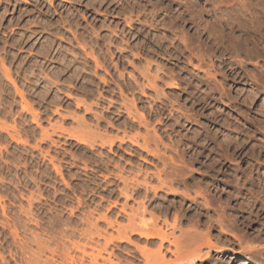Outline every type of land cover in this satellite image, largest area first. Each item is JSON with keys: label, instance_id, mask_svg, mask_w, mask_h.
I'll list each match as a JSON object with an SVG mask.
<instances>
[{"label": "rangeland", "instance_id": "rangeland-1", "mask_svg": "<svg viewBox=\"0 0 264 264\" xmlns=\"http://www.w3.org/2000/svg\"><path fill=\"white\" fill-rule=\"evenodd\" d=\"M238 13L243 20L246 14L247 23L241 20L236 29L228 17L234 18ZM217 17L223 21L221 24ZM213 22L220 28L212 26ZM263 22L264 0H0V264H27L42 255L37 241L54 249L53 239L59 237L58 241L63 243L60 249H69L71 256L81 255L71 246L75 242L97 257L98 264L106 263L101 257L107 259L109 253L113 254V262L147 264L136 245L153 252L158 249L159 241L152 243L153 246L139 236H130V242L115 240L106 246L102 237L94 236L90 241L86 234L99 220L95 224L102 230L108 229L107 237L109 234L116 237L100 216H107L115 225L116 222L127 225L132 207L137 208L135 200L141 199L147 200L143 220H152L151 215H154L158 229L168 233L171 230L175 238L184 241L186 236L182 232L193 227L200 238L195 237L197 240L193 242L197 244L193 243L192 248H199L203 256L195 264H264ZM207 29L222 32L209 33ZM220 32L229 37L235 35L233 42L239 39L235 44L232 40L226 43L229 52L217 47L214 41ZM249 41L251 44L247 43ZM194 46L201 48L202 57ZM231 53L233 58H230ZM146 63L151 64L150 76H158L157 90L162 89L163 95L146 87L147 80L139 73L148 66ZM132 99L137 106L131 110L136 111L137 107L150 122L156 118L155 123L149 122L155 124L150 130L145 132L143 126L131 128L126 127L131 124H123L127 119L130 122L125 111L132 108L127 105H133ZM160 100L165 101V106ZM149 104L151 107H147ZM160 107L168 108H164L161 118L151 113ZM147 112L150 116H146ZM172 113L174 116L169 117ZM99 116L103 120L101 117L98 120ZM109 118L115 123L113 126L122 124L120 129L116 126L107 130ZM98 123L105 126L96 128ZM98 130L116 137L123 136V132L137 135L140 144L144 135L154 139L159 136L155 139L157 143L153 141L155 145L149 142V150L159 145L161 151L158 152V148L155 151L161 152L164 158L173 157L178 161L182 157L184 165L174 161L171 165L176 168L171 166L167 172L179 169L175 174H182L183 180L175 176L173 186L168 185L172 191L159 186L156 196L151 192L148 198L128 200L127 213H130L122 214L120 207L126 200L118 197V190L124 187L115 176L122 172L125 177L130 171L128 179H132L143 174L136 175L139 170L152 175L163 166L156 156L139 146H130L129 142L127 145L117 142L110 150L97 142L92 149L75 140L77 137L92 143L91 137ZM103 162L105 165L101 164ZM131 169L136 170L135 174ZM142 177L144 174L139 175L140 180ZM162 179H165L163 174ZM149 182L155 187L159 185L156 179ZM114 204L118 205L114 208ZM29 209L38 216L33 213L35 217H31L26 211ZM176 216L178 229L166 230L163 221L171 225ZM30 218L39 220L38 224ZM174 236L170 239L174 240ZM169 246L165 243L164 253L166 260H171L169 264H174L176 256L166 250H174V247ZM49 252L41 256L46 255L43 260L51 257ZM31 254L36 256L29 258ZM84 262L89 264L88 258Z\"/></svg>", "mask_w": 264, "mask_h": 264}, {"label": "bare ground", "instance_id": "bare-ground-1", "mask_svg": "<svg viewBox=\"0 0 264 264\" xmlns=\"http://www.w3.org/2000/svg\"><path fill=\"white\" fill-rule=\"evenodd\" d=\"M188 3V2H187ZM189 4V3H188ZM160 5V4H159ZM191 5V4H190ZM157 6V5H156ZM190 7V6H189ZM154 8V7H153ZM186 8H187V6H186ZM214 8V7H213ZM217 8V7H216ZM219 8V7H218ZM155 9H157V8H155ZM191 9V8H190ZM215 9V8H214ZM165 10V9H164ZM189 10V9H188ZM187 10V11H188ZM238 10V9H237ZM240 10V9H239ZM243 10V9H242ZM155 11V10H154ZM186 11V12H187ZM190 11V10H189ZM191 12V11H190ZM244 12V11H243ZM150 13H152V12H150ZM194 13V12H193ZM227 13V12H226ZM231 13V12H230ZM234 13H235V11H234ZM237 13V12H236ZM240 13H241V11H240ZM232 14V13H231ZM245 14V13H244ZM200 15V14H199ZM225 15V14H224ZM228 15H230V14H228ZM238 15H240L239 13L237 14V16H235L234 18L233 17H231V18H229L228 17V19H231L232 21L231 22H234L233 23V25L234 26H232L233 28H236L239 24H240V21L241 20H243L240 16H238ZM242 15V14H241ZM222 16V15H221ZM220 16V17H221ZM233 16H234V14H233ZM243 16H245V19L243 20L244 22H246V14L245 15H243ZM242 16V17H243ZM146 17V16H145ZM223 17V16H222ZM221 17V18H222ZM225 17V16H224ZM256 17V16H255ZM153 18H154V15H153ZM219 17H217V19H218ZM227 18V17H226ZM252 18V17H251ZM254 18V17H253ZM156 19V18H155ZM224 19V18H223ZM228 19H227V21H228ZM255 19V18H254ZM216 20V19H215ZM214 20V22H217V21H215ZM219 20H220V18H219ZM225 20V19H224ZM251 21H252V19H250ZM250 20H248V21H250ZM125 21V20H124ZM127 21V20H126ZM254 21V20H253ZM259 21V20H258ZM257 21V22H258ZM128 22H130V21H128ZM161 22V21H160ZM163 22V21H162ZM214 22H213V24H212V26L214 25ZM223 22V21H222ZM221 22V20H220V24L222 23ZM224 22H226V21H224ZM229 22V21H228ZM230 22V23H231ZM256 22V23H257ZM260 22V21H259ZM159 23V22H158ZM247 23V22H246ZM254 23V22H253ZM264 23V22H263ZM117 24V23H116ZM146 24H148L147 22H146ZM155 24V23H154ZM160 24V23H159ZM171 24H172V22H171ZM173 24H174V22H173ZM215 24H217V23H215ZM258 24V23H257ZM260 25H261V23H259ZM128 25V24H127ZM131 25V24H130ZM150 25V23L148 24V26ZM156 25H157V22H156ZM164 25V24H163ZM218 25V24H217ZM232 24H230V25H227V26H231ZM242 25V24H241ZM240 25V26H241ZM246 25V24H245ZM250 25V24H249ZM260 25H256V27L257 26H260ZM117 25H115L114 27L115 28H117L116 27ZM151 26V25H150ZM154 26V25H153ZM166 25H164V27H165ZM215 26V25H214ZM128 27V26H127ZM168 27H170V26H168ZM172 27V26H171ZM215 27H217V26H215ZM226 27V26H225ZM224 27V28H225ZM239 27V26H238ZM238 27L236 28V29H238ZM243 27V26H242ZM250 27V26H249ZM252 27V26H251ZM250 27V29L249 30H252V28ZM261 27H263V25H261ZM260 27V28H261ZM119 28V27H118ZM151 28H154V27H151ZM155 28H157V27H155ZM175 28V27H174ZM210 28V27H209ZM213 29H214V27H212ZM212 28H210V29H212ZM218 28V27H217ZM220 28V27H219ZM218 28V29H219ZM222 28V27H221ZM241 28V27H240ZM245 28V27H244ZM158 29V28H157ZM210 29H207V32H209V33H214V31H215V33H218L219 31L218 30H210ZM230 29H232L231 27H230ZM245 29H247V27L245 28ZM115 30H117L118 31V29H115ZM224 30V29H223ZM240 30H242V28L240 29ZM239 30V31H240ZM244 30V29H243ZM256 31V28L255 29H253V31ZM261 30V29H260ZM259 30V32H261ZM114 31V30H113ZM124 31V30H123ZM122 31V32H123ZM175 31V30H174ZM197 31V30H196ZM233 31H235V29L233 30ZM232 31V32H233ZM236 31H238V30H236ZM252 31V32H253ZM221 32H222V30H221ZM219 33L220 35H219V37L218 38H216V39H214V41L216 40V42H217V47L219 46V48L220 49H224L225 51H227V52H229V46H228V44H226V43H231L230 41L233 39L232 37L233 36H235V35H231L232 33L231 32H229V34L232 36V37H229L227 34L225 35V36H228V37H225L224 35H223V33ZM115 33H116V31H115ZM170 33H174V32H171L170 31ZM247 34L249 33V32H246ZM264 33V32H263ZM121 34V33H120ZM124 34V33H123ZM126 34V33H125ZM129 34V33H128ZM140 34V33H139ZM185 34V33H184ZM223 36H222V35ZM234 34H235V32H234ZM260 34V33H259ZM130 35V34H129ZM149 35V34H148ZM175 35V34H174ZM199 34H197V36H198ZM201 35V34H200ZM253 35V34H252ZM255 35H256V33H255ZM115 36V35H114ZM119 36V35H118ZM117 36V37H118ZM123 36V35H122ZM121 36V37H122ZM163 36V35H162ZM177 36H179V35H177ZM208 36V35H207ZM216 36H217V34H216ZM258 36V35H257ZM261 36V35H260ZM120 37V36H119ZM124 37V36H123ZM167 37V36H166ZM165 37V38H166ZM175 37H176V35H175ZM180 37V36H179ZM201 37V36H200ZM210 37H212V36H210ZM210 37H208V38H210ZM213 37H214V34H213ZM239 37V36H238ZM241 37V36H240ZM245 37V36H244ZM259 37V36H258ZM178 38V37H177ZM185 38V37H184ZM255 38V37H254ZM261 38H262V36H261ZM263 38H264V34H263ZM116 39V38H115ZM119 39V38H118ZM156 39V38H155ZM161 39H164V38H162L161 37ZM161 39H159L160 41H163V40H161ZM180 39V38H179ZM190 39V38H189ZM193 39V38H192ZM213 39V38H212ZM235 39V38H234ZM238 39V38H237ZM237 39H236V41L235 42H233V40H232V42L235 44V43H237L238 41H237ZM247 39H249V38H247ZM252 38H250V40H251ZM121 40V39H120ZM158 40V41H159ZM178 40V39H177ZM181 40H182V38H181ZM180 40V41H181ZM184 40V39H183ZM187 40H188V38H187ZM186 40V42H188ZM198 40V39H197ZM239 40V39H238ZM245 40V39H244ZM243 40V44L246 42V40L244 41ZM253 40V39H252ZM252 40H251V42H252ZM256 39H254V41H255ZM257 40H258V38H257ZM263 40V39H262ZM122 41V40H121ZM165 41V40H164ZM166 41H169V39H167ZM185 41V40H184ZM194 41V40H193ZM182 42V41H181ZM180 42V43H181ZM195 42V41H194ZM212 42V41H211ZM215 42V43H216ZM240 42V41H239ZM118 43V42H117ZM158 43H160V42H158ZM169 43H171V41L169 42ZM199 43V42H198ZM212 43H214V42H212ZM214 43V45L213 44H211V45H213V46H215L216 44ZM232 43V44H233ZM247 43H250V41L249 42H247ZM247 43L245 44L246 46H247ZM259 42H257V43H253L254 44V46H255V44H258ZM119 44V43H118ZM118 44H117V46H118ZM161 44V43H160ZM163 44V43H162ZM173 44V43H172ZM182 44H185L184 42L182 43ZM226 44V45H225ZM239 44V43H238ZM251 44V43H250ZM231 45V44H230ZM237 45V44H236ZM170 46V45H169ZM181 46V45H180ZM183 46V45H182ZM185 46H187V43H186V45ZM184 46V47H185ZM189 46H190V44H189ZM200 46V45H199ZM199 46H198V48H196L195 46V48L198 50L199 49V52H200V49L201 48H199ZM208 46V45H207ZM242 46H244V45H242ZM252 46V45H251ZM257 46V45H256ZM171 47H172V45H171ZM176 47V46H175ZM193 47V44L191 45V48ZM201 47V46H200ZM211 46H209V48H210ZM233 46H231L230 48H232ZM116 48V47H115ZM178 48H179V45H178ZM190 48V47H189ZM219 48H217L218 50H219ZM242 48V47H241ZM119 49V48H118ZM193 49V48H192ZM208 49V48H207ZM233 49V48H232ZM252 49V48H251ZM123 52H124V50L123 49H121ZM185 50H189L188 49V47L186 48L185 47ZM194 50V49H193ZM202 50H204V48H202ZM201 50V51H202ZM206 50V49H205ZM210 50V49H209ZM209 50H207V53L210 55V51ZM214 49H212V51H213ZM176 51H178L177 49H176ZM180 51V50H179ZM184 51V50H183ZM210 53H209V52ZM233 51V50H232ZM244 51V50H243ZM243 51H241V52H243ZM246 51V50H245ZM244 51V52H245ZM248 52H249V48H248V50H247ZM121 52V51H120ZM181 52V51H180ZM197 51H195L194 50V54L196 53ZM198 52V54L200 55V54H202V52H200L199 53ZM205 52V51H204ZM215 52H216V50H215ZM218 52V51H217ZM222 52V51H221ZM220 51H219V53H221ZM224 52V51H223ZM231 52V51H230ZM240 52V54H242ZM214 53V52H213ZM233 54H238L237 53V51H236V53L233 51L232 52ZM232 53H231V57L230 58H233L234 57V55H233V57H232ZM191 54H192V52H191ZM190 54V55H191ZM197 54V53H196ZM195 54V55H196ZM207 54V55H208ZM223 54V53H222ZM194 55V56H195ZM208 55V56H209ZM224 55L225 54H223L222 56L224 57ZM239 55V54H238ZM193 56V55H192ZM213 56V55H212ZM198 57V56H197ZM200 57H202L201 55H200ZM199 57V58H200ZM211 57V56H210ZM235 57H237V56H235ZM228 59H229V57H228ZM209 60V59H208ZM234 60V59H233ZM235 62H236V60H234ZM118 62V61H117ZM149 63V62H148ZM223 63H224V61H223ZM231 63H232V60H231ZM239 63H241V62H239ZM239 63H238V65H239ZM131 64H133V63H131ZM226 64V63H225ZM148 64L146 63V66H147ZM151 65V64H150ZM150 65H148L147 67H145V68H143V67H141V68H143V71L141 72L140 70V75H141V73L144 75V77L143 78H146V80H147V84L145 83V85H146V87L148 86V89L150 88V89H152V92H153V90H155V91H158V92H160V93H162L161 95H163V92H162V89L160 90V89H158L157 90V88H159V87H157L156 86V80H158L159 78H158V76H155L154 77V74H153V77H151L152 75V73H149V71H150ZM220 65V64H219ZM232 65H234L233 63H232ZM129 66V65H128ZM135 65H133V67H134ZM214 66V65H213ZM161 67V66H160ZM222 67V66H221ZM221 67H218V69H220ZM136 68L137 67H135V70H136ZM159 68V66L157 65V69ZM161 68H163V67H161ZM156 69V68H155ZM154 69V70H155ZM157 69H156V71H157ZM164 69V68H163ZM209 69V68H208ZM212 69V68H211ZM214 69V68H213ZM215 69H217L216 67H215ZM214 69V70H215ZM137 70H138V68H137ZM165 70V69H164ZM169 70V69H168ZM167 70V71H168ZM152 71V70H151ZM160 70L158 69V72H159ZM209 71V70H208ZM222 71V70H221ZM224 71V70H223ZM155 72V71H154ZM158 72H157V74H158ZM211 72V71H210ZM218 72V71H217ZM156 73V72H155ZM221 73V72H220ZM210 74V73H209ZM123 75V74H122ZM142 75V76H143ZM151 75V76H150ZM156 75V74H155ZM208 75V74H207ZM213 75V72L211 73V76ZM132 76V75H131ZM141 76V77H142ZM210 76V75H209ZM210 76V77H211ZM215 76V75H214ZM213 76V77H214ZM132 77H134L135 78V76H132ZM134 78H133V80H134ZM158 78V79H157ZM162 78V77H161ZM173 78V77H172ZM136 79V78H135ZM145 80V79H144ZM165 81V80H164ZM135 82L137 83V80H135ZM171 82H172V80H171ZM139 83V82H138ZM137 83V84H138ZM167 83V82H166ZM173 84H174V82H172ZM172 83H170V84H172ZM137 84H136V86H137ZM170 84H165V85H170ZM176 84V83H175ZM130 85H132V84H130ZM129 86V85H128ZM135 86V88H137ZM139 86H141V84H139ZM144 86V85H143ZM172 87H173V85H171ZM175 86V85H174ZM129 88H130V86H129ZM128 88V89H129ZM132 88H133V86H132ZM139 88V87H138ZM131 89V88H130ZM149 89V90H150ZM121 90V89H120ZM119 90V91H120ZM133 90H135L134 88L132 89V91ZM143 90V89H142ZM145 90V89H144ZM151 91V90H150ZM154 91V92H155ZM223 91V90H222ZM110 92V91H109ZM141 92H143L144 93V95L145 94H147V93H145L144 91H141ZM157 92V93H158ZM111 93V92H110ZM123 93H125V92H123ZM122 93V94H123ZM133 93V92H132ZM156 93V92H155ZM142 94V93H141ZM115 95V94H114ZM120 95H121V93H120ZM132 95V94H131ZM165 95V94H164ZM225 95V94H224ZM124 96H125V94H124ZM135 96H136V94H135ZM155 96H158V95H156L155 94ZM123 96L121 95V98H122ZM142 97H143V95H142ZM161 97V96H160ZM166 97V96H165ZM132 98H133V96H132ZM146 98H147V96H146ZM164 98V97H163ZM137 99V98H136ZM139 99H140V97H139ZM138 99V100H139ZM158 99V98H157ZM160 99V98H159ZM165 99V98H164ZM214 99V98H213ZM124 100V99H123ZM133 100V101H132ZM131 101H132V103L131 104H133V105H130V104H127L129 107L131 106L132 108H126V113H127V115L128 116H126V117H128V118H130V122L128 121V119H127V122H125L126 121V119H125V121H123V122H125V123H123L122 121V123L123 124H125V125H129V124H131L130 126H126V127H141V126H143V128H145V132L147 131L146 129H149L150 130V128H151V126H154L155 124H150L153 120H156V118H154L151 122L149 121V120H151V119H149L148 121H147V119H146V117H145V113H139L140 111H138V109H137V107H136V111H134V110H131V109H134L135 108V106H137V105H134V104H136V103H134L135 102V100L134 99H132ZM126 101H128V99H126ZM137 101V100H136ZM161 102H160V104H165V103H163V102H165V101H162V100H160ZM115 102V101H114ZM124 102V101H123ZM159 102V101H158ZM124 103H126V102H124ZM123 103V105L125 106L126 104H124ZM172 103V102H171ZM111 104H113V103H111ZM145 104V103H144ZM127 105L125 106V107H127ZM157 105V104H156ZM166 105H168L167 103H166ZM86 106V105H85ZM111 106V105H110ZM120 106L122 107V104H120ZM153 106V105H152ZM165 106V105H164ZM109 107V106H108ZM125 107H124V110H125ZM134 107V108H133ZM147 107H151L150 106V104L147 106ZM168 107V106H167ZM170 107V106H169ZM123 108V107H122ZM155 108V107H154ZM165 108V107H164ZM163 107H160V108H156V110L154 109L151 113H153V115H155V116H157V117H160L161 118V116H162V114L164 113V110L165 109H168V108H165L164 109ZM89 109V108H88ZM120 109V108H119ZM153 109V108H152ZM26 110V109H25ZM92 110V109H91ZM121 110V109H120ZM144 110L146 111V109H145V106H144ZM149 110V109H148ZM181 110H182V108H181ZM180 110V111H181ZM109 111V110H108ZM122 111V110H121ZM132 111H134L135 113H133ZM144 111V112H145ZM110 112H112V111H110ZM116 112H117V110H116ZM163 112V113H162ZM173 112V111H172ZM181 112H183V110L181 111ZM119 113V112H118ZM137 113V114H136ZM150 113V114H151ZM171 113V112H170ZM187 113V112H186ZM113 114V113H112ZM149 114V112H147V115L146 116H150V114ZM182 114V113H181ZM108 115V114H107ZM137 115H139V116H137ZM183 115H186V114H184L183 113ZM182 115V116H183ZM189 115V114H188ZM187 115V116H188ZM98 115H96V117H97ZM105 116V115H104ZM118 116H119V114H118ZM121 116V115H120ZM154 116V117H155ZM171 116H174L173 115V113L169 116V117H171ZM191 116V115H190ZM37 117V116H36ZM95 117V118H96ZM100 117L101 116H99V118H98V120L100 119ZM114 117V116H113ZM184 117V116H183ZM94 118V119H95ZM102 118V117H101ZM163 118H165V117H163ZM162 118V119H163ZM174 118V117H173ZM172 118V119H173ZM179 118V117H178ZM186 118V117H185ZM188 118L189 117H187L186 119L188 120ZM82 119V118H81ZM105 119V118H104ZM110 119V118H109ZM162 119H159V121H162ZM190 119V118H189ZM79 121H80V119H78ZM83 120L84 119H82L81 121L83 122ZM97 120V121H98ZM102 120H103V118H102ZM114 120V119H113ZM175 120V119H174ZM85 121V120H84ZM101 121V120H100ZM108 121H110V122H106V129L107 130H110L109 128H113V127H116V126H113L114 124H112L113 123V121L110 119V120H108ZM112 122V123H111ZM150 122V123H149ZM154 123L156 122V121H153ZM178 122V121H177ZM84 123V122H83ZM119 123V122H118ZM160 124H161V122H159ZM158 123V121H157V124H159ZM162 123H163V121H162ZM164 123H165V121H164ZM85 124V123H84ZM177 124V123H176ZM97 125V124H96ZM102 125H103V123H102ZM162 125V124H161ZM1 126H2V124H1ZM4 126V125H3ZM1 127V128H4L5 129V126L4 127ZM101 126V124L100 123H98V126H96V128L97 127H100ZM103 126H105V125H103ZM103 126H101V127H103ZM120 126H122V124L120 125ZM120 126H117L118 128L120 127ZM124 127V126H123ZM122 127V128H123ZM150 127V128H149ZM157 127V126H156ZM117 128V129H118ZM121 128V129H122ZM152 128H154V127H152ZM14 129H15V127H14ZM99 129V128H98ZM103 129H105V127L103 128ZM120 129V128H119ZM118 129V130H119ZM129 129V128H128ZM136 129H138V128H136ZM140 129V128H139ZM95 130H97V129H95ZM118 130H117V132H118ZM123 130V129H122ZM132 130V129H131ZM99 131V130H98ZM94 132V133H96L95 135H94V137H91V138H93L92 140V143H90V141H88L87 142V140H81V139H79V138H77V137H75L76 139L75 140H77L79 143H82V144H88L89 146H90V148H94L95 147V143L97 142L98 143V145L101 147V146H105V147H109V148H111L110 150H112V148H113V146H116L115 145V143H117V142H119V143H121V144H126V143H130L129 145L131 146V144L132 145H136L137 147L139 146V148H141V149H143V150H145V151H147L148 153H151V155L153 154L154 156H156V158H158L157 160H160L161 161V163H162V165L161 166H163V169H160L159 171H157V172H155L154 174H149V172L147 173V171L145 172H143V171H141V170H139L138 168V170H139V172H137L136 173V175L137 174H139L140 172H142L143 174H144V177H142V180H140L139 179V175H143V174H139L138 176H134L135 178H132V177H130V178H132V179H128V174L129 173H131L130 171L128 172V174H127V172H126V176L124 177L123 175L124 174H122V172H121V175L120 174H118V176H115L116 177V180L117 181H119L120 183H122V185H123V187L124 188H121V189H119L118 191L120 192V196H118L119 198L122 196V197H124L125 198V200H126V202H124L125 204H122L121 205V207H120V212L122 213V214H129V213H127V206H128V200H132L133 198H148V195L149 194H151V192L153 193H155L154 195L156 196V193H157V191L159 190V188L161 187V189L163 188H166L167 189V187H168V185L169 184H172L171 185V187L173 186V183L172 182H175L174 180L179 176H177L175 173L179 170L178 168V170L177 169H175V170H177V171H172V170H170V171H172V172H167V171H169V170H167L168 168H170V169H172L171 168V164L172 163H174V161H175V158H174V160L170 157H168L169 159H167V157L166 158H164V156H162L160 153H157L156 151H155V149H157L158 147H159V145H156L155 147H157V148H155V149H152V151L151 150H149V142H152V144H156L157 142H156V140L159 138V136H158V138H151V137H144V136H142L143 137V144H140L139 143V141H138V139H137V135H135V136H130V135H128V133H125L126 132V129H125V132H123L124 134H123V136H121V137H118V135H117V137H116V135L115 136H110V134H103V132L101 133L100 131L99 132ZM105 131V130H104ZM113 131H114V129H113ZM135 131V130H134ZM107 132H110V131H107ZM119 132H121V130H119ZM129 132V131H128ZM132 132V131H131ZM137 132V131H136ZM130 133V132H129ZM149 133H151L152 134V132H149L148 131V133L147 134H149ZM136 134H138V133H136ZM151 134H149V136H152ZM109 135V136H108ZM131 135H132V133H131ZM154 135L155 136H157V132H154ZM141 136H139L140 138H141ZM114 137V138H113ZM139 138V139H140ZM44 139V138H43ZM142 139V138H141ZM160 140V139H159ZM158 140V141H159ZM162 140V139H161ZM160 140V141H161ZM153 141L154 142H156V143H153ZM162 142L163 141H161V143H159V144H162ZM118 143V144H119ZM97 145V146H98ZM127 145V144H126ZM150 145H151V143H150ZM98 146V147H99ZM120 146H122V145H120ZM173 146V145H172ZM171 146V147H172ZM119 147V146H118ZM133 147V146H132ZM169 147V146H168ZM167 147V148H168ZM174 147V146H173ZM103 148V147H102ZM121 148V147H120ZM128 148V147H127ZM150 148H151V146H150ZM175 148V147H174ZM101 149V148H100ZM115 149V148H114ZM117 149V148H116ZM119 149V148H118ZM132 149V148H131ZM133 150V149H132ZM138 150V149H137ZM154 151V152H153ZM158 152L159 151H161V150H159V148H158V150H157ZM112 152V151H111ZM138 152H139V150H138ZM137 152V153H138ZM144 152V151H143ZM147 153V154H148ZM176 153V152H175ZM131 154V153H130ZM140 154V153H139ZM178 154V153H177ZM101 155V154H100ZM141 155H142V152H141ZM179 155V154H178ZM180 156H182L181 154H180ZM180 156H178V157H180ZM99 157V156H98ZM142 157V156H141ZM177 157V158H178ZM101 158V157H100ZM99 158V159H100ZM153 158V157H152ZM155 158V157H154ZM176 158V159H177ZM182 157H180L179 159H178V161L181 159ZM145 159V158H144ZM104 160V159H103ZM102 160V161H103ZM109 161V160H108ZM178 161H175L176 163H179V164H177V165H180V163L181 164H183L184 165V163H183V159L182 160H180V162H178ZM182 161V162H181ZM99 162H100V160H99ZM158 163H159V161H158ZM101 164H104V162L103 163H101ZM137 164V163H136ZM105 165V164H104ZM103 165V166H104ZM109 165V163H107L106 164V166H108ZM106 166H104V167H106ZM116 166H118L117 164L115 165V167ZM138 167V166H137ZM173 168H176V166H172ZM181 167V166H180ZM103 168V167H102ZM119 167H117V169H118ZM120 169H121V166H120ZM57 170H59V168L57 169ZM109 170V169H108ZM107 170V171H108ZM123 170H124V168H123ZM131 170H134V169H131ZM137 170V171H138ZM174 170V169H173ZM180 170H182L181 168H180ZM185 170V169H184ZM117 171V170H116ZM121 171V170H120ZM125 171V170H124ZM135 171L136 170H134V174H135ZM109 172V171H108ZM182 172V171H181ZM180 172V173H181ZM184 173H185V171H183ZM182 172V173H183ZM110 173V172H109ZM109 173H108V175H109ZM112 174H113V172H111ZM124 173V172H123ZM180 173H177V174H180ZM183 173V174H184ZM112 174L110 175V176H112ZM117 174V173H116ZM162 174H163V176H165V179H162ZM186 174V173H185ZM184 174V175H185ZM108 175L106 176V177H108ZM130 175V174H129ZM183 175V176H184ZM176 176V178L175 179H173L174 177ZM180 176H182V174H180ZM179 176V177H180ZM112 177H114V176H112ZM179 177H178V180H179ZM185 177V176H184ZM141 178V177H140ZM180 178H182V177H180ZM93 179V178H92ZM113 179V178H112ZM153 179H156V180H158V187H155L154 185V187L150 184V180H153ZM95 180V179H94ZM94 180H93V182H94ZM111 180V179H110ZM182 180H183V178H182ZM97 181V180H96ZM116 181V182H117ZM108 182V181H107ZM184 182H185V180H184ZM106 183V182H105ZM112 183V182H111ZM152 183V182H151ZM176 183H177V181H176ZM180 183V182H179ZM178 183V184H179ZM99 184H101V183H99ZM98 184V185H99ZM109 184V183H108ZM112 184H114V183H112ZM181 184V183H180ZM179 184V185H180ZM182 184H183V182H182ZM96 185V184H95ZM98 185H97V187H98ZM102 185V184H101ZM107 185V184H106ZM111 185V184H110ZM110 185H109V187H110ZM118 185H119V183H118ZM184 185H185V183H184ZM112 186V185H111ZM160 186V187H159ZM186 186H188V185H186ZM96 187V186H95ZM108 187V186H107ZM115 187H116V184H115ZM119 187V186H118ZM170 187V188H171ZM169 188V187H168ZM169 188V189H170ZM158 189V190H157ZM171 190V189H170ZM172 190H173V188H172ZM171 190V191H172ZM109 192L111 193V190H109ZM109 193V194H110ZM112 194V193H111ZM110 194V195H111ZM201 193H199V195H200ZM204 194V193H203ZM202 194V195H203ZM185 196H187V192H185V194H184ZM188 196H189V194H188ZM188 198V197H187ZM192 197H189V199H191ZM34 199V198H33ZM139 199V200H140ZM198 199V198H197ZM135 200V199H134ZM191 200H193V198L191 199ZM194 200H195V198H194ZM32 201V200H31ZM147 201V200H146ZM145 201V202H146ZM135 202H136V204H137V208L135 209L134 207H132V209H131V214L130 215H128V224L127 225H120L119 223L117 224V222H116V225H115V221L113 222V220L111 221L110 220V218L109 219H107L106 217L107 216H105V215H102V216H100V219H102V221L104 222V223H106L107 224V227L108 228H110L111 230H113L117 235H116V237L114 236V234L113 235H110L109 234V237H107V231H108V229L107 230H102V229H100L98 226H97V224H95L96 222L98 223V221H96L95 223H94V225H92L91 226V229H90V232H88V233H86L87 234V236H88V238H89V240L91 241V240H93L95 237H97V238H100V237H102L104 240H105V245L106 246H108L110 243H112L113 241H123V240H128L129 242H130V236H139L141 239H145V240H147L148 242H151L150 244H152V243H158V242H156V241H159V244H157L158 245V249H156L155 251H153V252H150V250L149 249H146V248H140L139 246H137L136 245V247L137 248H139V249H137L139 252H140V254L144 257V258H146L145 260H146V262H147V264H169L170 263V261L168 260H166V256L167 255H165V253H164V248H165V243H168V245H170V246H173L174 247V250H171V249H166L167 250V252H171V254L173 253V255H175L176 257V259H175V261H174V264H195V262H199V261H201V259L203 258V256H201V250L199 249H197V248H195V249H193L192 248V246L194 245L193 243H196V242H193V241H195V237H198L196 234H195V231L193 230V227H190V229H192V231H190V229L189 230H187V231H184V232H182V233H184V234H182V235H184V236H186V238H185V240L183 241V240H180V239H178L177 237V239L175 238V236L173 235V233H172V231L170 230V233H168V231H165V230H163V229H158L157 227V218H155L154 217V215L152 216L151 215V218H152V220H148V221H146V220H143V215H144V218H145V214L147 213V208H146V204H145V202H144V200L143 199H141V201H139V202H137L136 200H135ZM198 202V201H197ZM196 202V203H197ZM31 203V202H30ZM199 203V202H198ZM205 204H207L206 202H205ZM116 205H118V204H114V208H115V206ZM33 206V205H32ZM206 206V205H205ZM204 206V207H205ZM112 208V207H111ZM134 208V209H133ZM117 209V208H116ZM33 209H29V210H26L27 212L29 211V212H31ZM24 211V210H23ZM164 211V210H163ZM28 212V214L32 217L34 214L33 213H35V211L33 212L32 211V213H29ZM38 212V211H37ZM24 213V212H23ZM115 213V212H114ZM27 214V213H26ZM26 214H25V216H26ZM28 214H27V217H28ZM33 214V215H32ZM36 214V213H35ZM166 214V213H165ZM37 215V214H36ZM114 215V214H113ZM116 215V214H115ZM164 215V214H163ZM38 216V215H37ZM119 216H121V214L119 215ZM33 217H35V216H33ZM138 217H139V221H137V219H138ZM87 218V220H88V217H86ZM31 219V218H30ZM175 219V222L173 223V224H169V223H167V221L166 220H164L163 222H165V225H166V230H168L169 229V227H171L170 229H172L173 231L174 230H177L178 229V227H177V216H176V218H174ZM32 220V219H31ZM34 220V224H35V222H36V224H38L37 222L39 221H35V219H33ZM32 220V221H33ZM86 220V219H85ZM86 220V221H87ZM158 220H159V218H158ZM31 221V222H32ZM86 221H84V222H86ZM101 221V220H100ZM117 221V220H116ZM181 221V220H180ZM89 222V221H88ZM90 224H92V223H90ZM40 225V224H39ZM99 225V224H98ZM36 226H38V225H36ZM23 228L25 229L26 228V226L24 227L23 226ZM168 228V229H167ZM194 229H196V228H194ZM26 230V229H25ZM29 230V229H28ZM51 230V229H50ZM52 230H53V228H52ZM112 231V232H113ZM179 231V230H178ZM194 231V232H193ZM62 232V231H61ZM181 232V231H180ZM196 233H197V229H196ZM51 234V233H50ZM61 234H64L63 232L61 233ZM175 234V233H174ZM16 235V234H15ZM52 235V234H51ZM17 236H18V234H17ZM16 236V237H17ZM38 236V235H37ZM50 236V235H49ZM95 236V237H94ZM170 236L172 237V236H174L173 237V239L174 240H172V239H170ZM52 237H53V235H52ZM34 238H36V236L35 237H33V240H35ZM60 238V237H59ZM58 238V239H59ZM65 238V237H64ZM139 238V239H140ZM198 238H200V236L198 237ZM52 239V238H51ZM56 239V238H55ZM55 239H53V242L55 243L54 245H56V248H54V249H48L49 247H48V245L46 244V243H42V242H40V241H37L36 243H37V245H38V248L40 247L41 249H40V251L42 252L41 254L43 255V254H46L45 252H49L50 253V258L49 257H47V258H45L44 260H43V258L46 256V255H44L43 256V258L41 257L42 255H38L37 253H35L36 255H38V257H35V259H36V261H35V264H85V258L87 259L88 258V260H89V264H98V261H97V257H94V255L93 254H88L87 252H86V249H81L80 247H82V246H80V245H76L75 244V242L71 245V246H74L75 247V249L74 250H76L77 252H79L81 255L79 256V257H75V256H71V254H70V251H69V249H60V247H62L61 245L63 244H61L60 243V241H58V239L57 240H55ZM61 239V238H60ZM59 239V240H60ZM37 240H41V238L39 239V237H37ZM96 240V239H95ZM180 240V241H179ZM197 240V239H196ZM41 241H43V240H41ZM44 242H47V241H44ZM51 242H52V240H51ZM63 242V241H62ZM48 243V242H47ZM197 244V243H196ZM60 245V246H59ZM88 245V244H87ZM153 245V244H152ZM85 246V245H84ZM83 246V247H84ZM154 246V245H153ZM169 246V247H170ZM106 248V247H105ZM211 248V247H210ZM71 250V249H70ZM103 250L104 251H107V249H104L103 248ZM72 252V251H71ZM201 252V253H200ZM101 252L99 251V257H101V255L102 254H100ZM40 254V253H39ZM36 255H34V256H36ZM113 254L112 253H109L108 254V258L106 259L105 257L103 258V256L101 257L102 258V260H103V262H106L107 264L109 263V264H121L120 262H113L112 260H111V256H112ZM34 256H32V254L29 256V258L31 257V258H33ZM29 258H27V259H29ZM34 258H33V260H35ZM30 260V259H29ZM32 260V261H33ZM28 260H26V262H27ZM31 261V262H32ZM29 262L30 261H28L27 262V264H29ZM31 262H30V264H31ZM106 263H103V264H106ZM243 263H245V262H243ZM128 264V263H127Z\"/></svg>", "mask_w": 264, "mask_h": 264}]
</instances>
